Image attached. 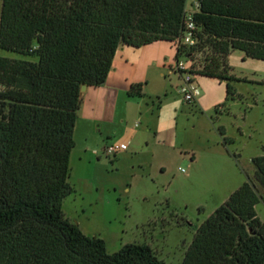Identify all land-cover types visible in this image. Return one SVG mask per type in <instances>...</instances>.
<instances>
[{
  "label": "trees",
  "instance_id": "16d2710c",
  "mask_svg": "<svg viewBox=\"0 0 264 264\" xmlns=\"http://www.w3.org/2000/svg\"><path fill=\"white\" fill-rule=\"evenodd\" d=\"M0 2V49L35 57L0 56V264H167L146 243L108 253L102 238L65 217L62 201L74 191L68 178L81 86L105 82L121 45L174 41L185 0ZM194 20L199 41L175 48L174 59L207 49L189 71L224 81L233 98L229 54L264 60V0H200ZM141 90L134 84L129 93ZM251 162L264 188V154ZM259 201L254 184L241 183L196 227L182 264H264Z\"/></svg>",
  "mask_w": 264,
  "mask_h": 264
},
{
  "label": "rangeland",
  "instance_id": "374dc122",
  "mask_svg": "<svg viewBox=\"0 0 264 264\" xmlns=\"http://www.w3.org/2000/svg\"><path fill=\"white\" fill-rule=\"evenodd\" d=\"M205 50L193 60H179L198 67ZM153 52L166 58L164 78L152 69L145 94L133 95L125 118L109 127V138L97 146L93 141L85 151L73 148L68 181L74 191L63 199L62 210L84 234L102 238L108 253L146 243L165 263L182 264L196 227L242 178L254 184L260 198L255 209L264 220V188L251 162L264 154V87L233 82L236 95L227 98L224 81L197 77L200 95L208 93L207 105L223 93L212 109L199 108L179 92L183 73L175 70V48L160 41ZM0 56L35 59L2 49ZM240 70L233 73L252 75ZM121 142L125 150L104 154L106 145Z\"/></svg>",
  "mask_w": 264,
  "mask_h": 264
},
{
  "label": "crops",
  "instance_id": "0c3cea01",
  "mask_svg": "<svg viewBox=\"0 0 264 264\" xmlns=\"http://www.w3.org/2000/svg\"><path fill=\"white\" fill-rule=\"evenodd\" d=\"M159 42L156 41L138 48L121 45L114 55L112 66L105 82L97 87L86 85V89L81 91L82 100L74 126V149L79 147L80 150L85 151L91 146L93 141L95 142L92 145L97 146L105 138H109V127L114 125L116 120L120 121L125 118V106L134 98L129 93L131 86L141 84V94L144 95L147 85L151 80L150 74L152 69H158L159 77L164 78L165 72L163 68L166 58H157L153 52L155 44ZM228 63L231 67L230 72L237 79L234 82L247 83L254 87H264V60L246 57L241 51L235 50L229 54ZM237 68L241 69L240 72L249 70L252 75L250 77L235 75L233 72ZM255 74H260L261 77L256 78ZM197 77L204 76L196 75ZM206 97L208 98V93L200 95L196 99L195 105L206 110L212 109V107L222 100L223 93H220L217 98L209 101V105L206 104ZM220 127L223 128V137H228L225 127L223 125ZM112 132L115 133L116 129ZM245 180L242 178L236 183L238 185L232 188L228 194L234 191ZM261 221L264 222L263 219Z\"/></svg>",
  "mask_w": 264,
  "mask_h": 264
},
{
  "label": "built area",
  "instance_id": "2783aa9c",
  "mask_svg": "<svg viewBox=\"0 0 264 264\" xmlns=\"http://www.w3.org/2000/svg\"><path fill=\"white\" fill-rule=\"evenodd\" d=\"M199 10L200 0H185L180 34L171 42L175 48L181 45L193 46L199 41V28L194 20V14ZM189 68L190 66L185 65L184 62L180 60L176 61L175 70L183 73L182 85L179 88V92L186 102L191 103L200 95V90L195 82L196 74L191 73ZM126 148L127 146L123 142L112 143L106 145L103 152L106 156L113 157L119 151L125 150Z\"/></svg>",
  "mask_w": 264,
  "mask_h": 264
},
{
  "label": "water",
  "instance_id": "95a60500",
  "mask_svg": "<svg viewBox=\"0 0 264 264\" xmlns=\"http://www.w3.org/2000/svg\"><path fill=\"white\" fill-rule=\"evenodd\" d=\"M86 89V85L85 84H83L82 86H81V91H84ZM249 231L251 232V230L249 229Z\"/></svg>",
  "mask_w": 264,
  "mask_h": 264
}]
</instances>
